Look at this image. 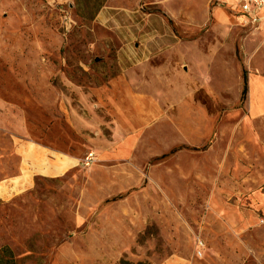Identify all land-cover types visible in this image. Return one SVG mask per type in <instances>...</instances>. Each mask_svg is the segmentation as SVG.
<instances>
[{
  "label": "rangeland",
  "instance_id": "374dc122",
  "mask_svg": "<svg viewBox=\"0 0 264 264\" xmlns=\"http://www.w3.org/2000/svg\"><path fill=\"white\" fill-rule=\"evenodd\" d=\"M121 73L162 110L130 133L93 93ZM259 91L264 28L223 0H0V247L16 264H264ZM20 144L78 162L16 191Z\"/></svg>",
  "mask_w": 264,
  "mask_h": 264
},
{
  "label": "crops",
  "instance_id": "0c3cea01",
  "mask_svg": "<svg viewBox=\"0 0 264 264\" xmlns=\"http://www.w3.org/2000/svg\"><path fill=\"white\" fill-rule=\"evenodd\" d=\"M230 1L226 0L228 4H230ZM231 7L236 10L233 5ZM260 28H264V24ZM148 88L150 87H143L129 75L121 73L109 79L104 86L93 89V93L98 96L101 104L108 107L115 119L117 128L130 133L139 127L145 126L162 113L156 92H151ZM251 95L254 97V93H251ZM256 96V99H259L260 102L255 104L250 102V111L261 110V106H264V94L259 91ZM26 146L20 144L17 150L21 162L19 163V172L15 176L19 185L16 191L28 189L34 175L54 177L66 172L67 169L72 168L78 162L77 156L66 151L61 153L52 150L50 152L38 146L35 154L32 155V152L29 153L25 150L27 149ZM185 262L170 261L166 264H195L197 260L191 259V261Z\"/></svg>",
  "mask_w": 264,
  "mask_h": 264
},
{
  "label": "built area",
  "instance_id": "2783aa9c",
  "mask_svg": "<svg viewBox=\"0 0 264 264\" xmlns=\"http://www.w3.org/2000/svg\"><path fill=\"white\" fill-rule=\"evenodd\" d=\"M230 4L240 14L243 25L259 29L264 24V0H231ZM90 157L91 153L85 158L86 164Z\"/></svg>",
  "mask_w": 264,
  "mask_h": 264
},
{
  "label": "trees",
  "instance_id": "16d2710c",
  "mask_svg": "<svg viewBox=\"0 0 264 264\" xmlns=\"http://www.w3.org/2000/svg\"><path fill=\"white\" fill-rule=\"evenodd\" d=\"M247 83L244 82L243 94L245 93ZM0 264H16L12 251L7 246L0 247Z\"/></svg>",
  "mask_w": 264,
  "mask_h": 264
}]
</instances>
